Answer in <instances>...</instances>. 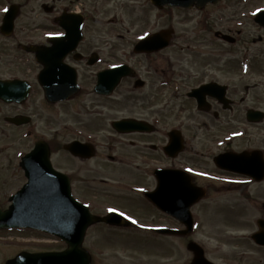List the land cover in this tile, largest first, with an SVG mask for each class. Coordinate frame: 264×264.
I'll return each mask as SVG.
<instances>
[{"label":"flooded vegetation","instance_id":"obj_1","mask_svg":"<svg viewBox=\"0 0 264 264\" xmlns=\"http://www.w3.org/2000/svg\"><path fill=\"white\" fill-rule=\"evenodd\" d=\"M5 1L0 9V155L13 146L15 149L29 146L20 157L15 156L23 185L26 179L21 158L36 143L44 142L62 186H66L67 180L72 197L88 205L91 214L104 217L109 213V203L116 201L114 208L131 217L129 224L119 226L123 228H108L101 223L92 228H108L140 237L149 233L150 226L136 219L137 210L145 206L155 211L145 197L155 187V172L172 173L181 169L191 173L194 169L192 139L186 132L219 129L229 131V136L237 130L264 126V120L247 119L251 111L264 113V96L260 99L262 93L258 91L262 88L264 92V26L255 20L264 14V0H220L200 8L195 4L190 8L156 7L150 0H90L92 11L84 9L83 0ZM147 6L159 20L166 11L172 14L171 25L166 27L170 30L169 46L153 52H136L135 46L142 37L166 29L163 25L151 30L145 28ZM105 7L114 13L129 14L128 25L114 17L99 28L89 26L90 15L101 16L100 10ZM4 9L16 12L9 27L2 25L7 12ZM181 17H188V23L194 22L192 29L185 26L179 29L178 25H184L178 20ZM79 19L81 29L77 39L74 30ZM37 33L41 38L36 40ZM61 43L65 45L58 48ZM214 43L220 47L219 57L215 59L210 58L208 51ZM34 46H43L48 55L43 88L37 82L41 66L31 52ZM62 47L65 49L61 53ZM252 47L257 50L253 51ZM227 50L239 54L225 57ZM168 51L170 57L164 55ZM58 62L71 69L59 68ZM113 65L128 67L129 74L109 95L100 94L95 89L98 75L114 68ZM72 75L75 80L70 90L75 92L50 98L53 81L66 83ZM254 78L257 80L250 81ZM70 86V83L62 86L64 94ZM36 90L39 100L34 97ZM84 90L94 98H85L92 101L90 106L82 98ZM252 93L253 102L242 105ZM121 109L127 110L126 115L113 114ZM167 110L174 124L163 132ZM82 113L86 114L85 121ZM123 119L133 120L147 130H115L113 123ZM41 121L45 126L38 127ZM51 125L58 128L48 133L38 131L50 129ZM171 130L179 131L181 140V151L175 156L166 152ZM73 143L84 146V156L67 150ZM57 150L64 157L60 165L53 159ZM254 150H260L264 157V144L238 150L225 147L217 154ZM5 157L6 161L1 159L4 164L0 166V177L11 162L8 155ZM4 233H17V230ZM45 237L58 242L60 248L30 252H59L66 248L56 238ZM96 254L91 252V264H95Z\"/></svg>","mask_w":264,"mask_h":264},{"label":"rangeland","instance_id":"obj_2","mask_svg":"<svg viewBox=\"0 0 264 264\" xmlns=\"http://www.w3.org/2000/svg\"><path fill=\"white\" fill-rule=\"evenodd\" d=\"M39 1L34 0L35 3ZM5 2V0H0V9L1 6H5ZM89 4L90 0H83L84 9L92 11ZM109 9L110 7H105L100 10L101 16L90 15L88 25L99 28L102 25H106L108 19L111 20L114 17L115 19H123L125 24L128 23L131 17L129 14L122 15L121 12H118V14ZM146 9L147 16L144 25H146L145 28L147 30L159 25H163L164 28L171 25L172 14L170 11L164 12L159 20L154 11H150L148 6ZM107 10L109 12L104 15ZM192 16H190V19L193 18ZM178 20L180 24H184L178 25L179 29H181V26L192 29L193 25H195L193 21L188 23V17H181ZM35 21L37 22V19ZM136 25L139 24L137 23ZM39 34L35 35L36 40L41 38ZM219 49V45L215 43L210 45L208 49L210 58H218ZM252 50L256 51L257 49L252 47ZM227 51L229 53L225 57H235L239 54L236 51ZM164 55L170 57V51ZM256 80L254 78L250 81ZM259 83H263V81L260 80ZM258 91L262 93L259 96L261 99V96H264V92L262 88H258ZM37 92L36 90L34 97L39 100ZM81 95L84 99H94L88 90H84ZM253 96V93L249 94L247 101L242 103V105H248L253 102ZM86 99V106H90L92 101ZM69 106L74 107L72 105ZM126 111L121 109L113 114L118 117L124 116ZM169 111L164 115L166 117L163 132L169 130L174 124ZM82 116L85 121L86 114L82 113ZM52 121L54 120L52 119ZM44 124L41 121L38 127H43L45 126ZM51 126L50 129H38V131H46L48 133L58 128V126ZM228 132L227 130L219 129L208 131L190 130L186 132L187 136L192 139L190 145L194 152L192 156V167H194L192 171L196 174L194 180L197 185L208 188V194L204 201L191 209L194 229L189 237H160L149 234L140 237L129 235L124 231L115 232L109 231L108 228L94 227L88 230L84 246L92 254L97 253L95 264H190L192 255L186 250V244L190 240L199 244L204 249L205 257L216 264H264V248L255 246L250 240V235L256 231L255 221L258 218H264V208L261 207L262 203H264V181L255 183L242 177L222 173L212 163V157L225 147H230L231 150H238L245 147L263 146L264 126H253L248 127L247 130H237L231 141L227 136ZM28 148L29 146L25 145L18 146L15 149L13 146L7 150L6 154L4 152V155H0V166L4 164L1 159L4 161L7 159L5 155H8L11 160L6 169L7 171L3 172V176L0 177V203L3 207L8 205L7 198L14 194L24 181L20 170L17 168L15 156L18 154L20 157L24 150ZM53 159L56 164L60 165V160L64 159L62 152L58 150L54 152ZM110 178L112 179V177ZM114 202L109 203V208L117 206ZM121 203L124 204V202ZM137 211L139 214L137 213L138 219L136 220L141 222L142 225L179 227L174 221L159 215L156 211H151L148 206ZM59 248V243L46 240L35 234H0V263L12 257L18 251H42Z\"/></svg>","mask_w":264,"mask_h":264},{"label":"water","instance_id":"obj_3","mask_svg":"<svg viewBox=\"0 0 264 264\" xmlns=\"http://www.w3.org/2000/svg\"><path fill=\"white\" fill-rule=\"evenodd\" d=\"M218 0H151L157 7L172 5L179 7H191L196 3V7H203L207 3H216ZM16 9V8H15ZM15 11L4 17V26L11 25ZM263 19V20H262ZM256 21L264 25V15L258 16ZM79 19L74 30L76 38H80ZM74 25V24H73ZM170 31H163L143 39L135 46L136 52H151L165 48L169 42ZM63 43L58 44V48ZM65 48H61V53ZM36 60L46 66L48 55L43 48H33ZM60 60L61 54L59 55ZM54 61L52 64L54 65ZM58 67L65 69L61 62ZM45 73L42 71L38 80L42 87L45 85ZM128 68L125 66L116 67L99 74L96 91L100 94H110L117 86L120 79L127 76ZM75 78L67 77L66 83L53 81L54 92L49 94L65 97L75 91L73 88ZM71 84L68 91L63 92V85ZM1 85V83H0ZM8 88V86H3ZM204 91V89H201ZM201 106V104H199ZM264 118V113L249 112L248 121L256 122ZM113 127L119 132H129L133 130H147L143 125L133 120H122L115 122ZM68 150L73 154L84 155L83 145L73 143ZM180 137L178 134L170 133L167 151L174 156L180 150ZM88 149V148H87ZM173 150V152H171ZM89 151V149H88ZM217 168L233 172L251 178L255 182L264 180V159L261 152H243L240 154H221L214 158ZM21 167L25 172L28 183L10 198L12 204L6 211H0V229L3 228H31L47 234L55 235L67 244V249L63 253L49 254H28L21 253L5 264H90V257L82 248L85 232L89 226L97 222L120 225L123 223L120 216L110 214L104 218H96L91 215L88 209L75 202L71 195L68 183L63 187L60 176L51 170L49 165V151L44 142L35 144L34 149L27 154L21 162ZM157 186L154 191L146 193L147 199L161 212L172 217L185 227L184 230H173L167 228L154 229L155 233L162 235L187 236L192 232L193 221L190 207L205 196V189L199 188L191 183L188 175L179 171L155 172ZM264 208V203L262 204ZM257 231L250 238L254 244L264 247V219L256 221ZM186 249L192 253L191 264H214L204 256L203 249L195 242H189Z\"/></svg>","mask_w":264,"mask_h":264},{"label":"snow or ice","instance_id":"obj_4","mask_svg":"<svg viewBox=\"0 0 264 264\" xmlns=\"http://www.w3.org/2000/svg\"><path fill=\"white\" fill-rule=\"evenodd\" d=\"M4 11L6 12V11H8V9H4ZM57 35H63L62 33H59V34H57ZM142 39H143V37H142ZM113 67H115V65H113ZM189 171H191V169H189ZM203 175V174H202ZM85 207H88V205H86ZM108 212H110V213H113V212H117V209L116 208H112V207H110V208H108ZM119 215H121V216H125V213H123V212H120L119 213ZM126 218H128V219H131V217H126ZM133 223H136V221H132Z\"/></svg>","mask_w":264,"mask_h":264}]
</instances>
